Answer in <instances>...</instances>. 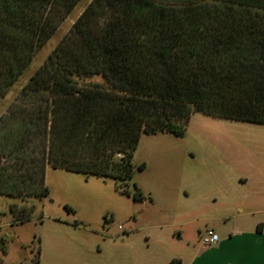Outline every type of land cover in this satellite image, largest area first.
Returning a JSON list of instances; mask_svg holds the SVG:
<instances>
[{
    "label": "trees",
    "instance_id": "16d2710c",
    "mask_svg": "<svg viewBox=\"0 0 264 264\" xmlns=\"http://www.w3.org/2000/svg\"><path fill=\"white\" fill-rule=\"evenodd\" d=\"M80 1L0 0V96ZM20 94L44 102L24 125L49 123L43 182L49 162L128 193L143 133L184 134L195 112L264 123V0H91Z\"/></svg>",
    "mask_w": 264,
    "mask_h": 264
},
{
    "label": "rangeland",
    "instance_id": "374dc122",
    "mask_svg": "<svg viewBox=\"0 0 264 264\" xmlns=\"http://www.w3.org/2000/svg\"><path fill=\"white\" fill-rule=\"evenodd\" d=\"M90 1H80L7 94L0 96V261L4 264H33L39 255L40 264H125L120 259L125 250L137 264H170L172 257L197 252L189 242L202 241L199 226L208 229L215 218L230 216L214 202L218 191L255 194L259 188L257 192L264 194V184L258 185V176L264 178V123L203 112L192 114L184 134L141 135L128 193L121 192L112 177L55 167L46 160L42 181L38 161L49 123L44 118L38 126L34 123L38 132L31 134L24 130L29 125H24L31 110L44 102L20 92ZM76 81L109 86L100 74ZM255 166L262 171L252 181L235 180L228 186L231 179L252 177ZM134 182L151 200L147 205L144 198L134 199ZM44 185L48 191L42 193ZM190 201L200 202L201 207L192 210ZM126 214L132 217L123 220ZM122 238L127 239V249L120 246ZM219 253L208 251L202 257Z\"/></svg>",
    "mask_w": 264,
    "mask_h": 264
},
{
    "label": "crops",
    "instance_id": "0c3cea01",
    "mask_svg": "<svg viewBox=\"0 0 264 264\" xmlns=\"http://www.w3.org/2000/svg\"><path fill=\"white\" fill-rule=\"evenodd\" d=\"M262 171V167L255 166L252 177L239 176L237 179H231L227 182L228 186L233 185L234 181L238 180L241 184L252 181L255 173ZM260 183L263 186L264 178L259 177ZM256 187V186H255ZM256 188V193H239L233 190H221L214 196V202L222 210L229 211L230 216L215 218L213 220L214 226L210 227L215 229L219 234L220 239L217 243L211 246H205L202 241L189 242L191 250L197 252L192 255L188 254L182 256L179 264H264V194ZM138 202V201H137ZM151 200L144 198L143 205H147ZM200 202L190 201V206L193 209L201 207ZM132 217L129 214L123 217V220H128ZM229 224L226 226V224ZM102 226V225H101ZM226 226V227H225ZM106 227L105 225L103 226ZM199 238L206 230L200 226L197 228ZM124 232V231H123ZM201 242V243H200ZM127 239L122 238L120 246L127 249ZM216 251L221 252L210 258H203L205 252ZM128 250H125L120 255V259L126 263L137 264V260L127 258ZM193 252V251H192ZM127 254V255H126ZM175 257L170 258V264ZM125 260V261H124Z\"/></svg>",
    "mask_w": 264,
    "mask_h": 264
},
{
    "label": "built area",
    "instance_id": "2783aa9c",
    "mask_svg": "<svg viewBox=\"0 0 264 264\" xmlns=\"http://www.w3.org/2000/svg\"><path fill=\"white\" fill-rule=\"evenodd\" d=\"M119 227L122 228V224H119ZM201 239L205 246H211L218 242L219 235L215 229L208 228L201 234Z\"/></svg>",
    "mask_w": 264,
    "mask_h": 264
}]
</instances>
